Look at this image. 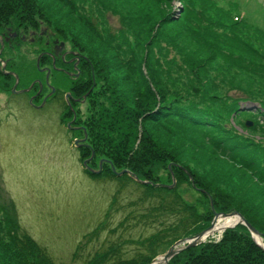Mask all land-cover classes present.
<instances>
[{
	"label": "rangeland",
	"instance_id": "1",
	"mask_svg": "<svg viewBox=\"0 0 264 264\" xmlns=\"http://www.w3.org/2000/svg\"><path fill=\"white\" fill-rule=\"evenodd\" d=\"M34 5L42 32L53 26L61 31L44 51L64 46L69 54L57 64L74 76L59 70L58 78H51L59 91L47 87L37 103L47 95L48 102L40 108L25 94L0 88L1 237L40 264H84L98 252L116 262L120 252L132 257L137 241H143L154 253L152 264L177 241L214 228L217 213L238 212L264 232V0H36ZM230 12L247 23L234 25ZM26 34L30 38L33 32ZM43 39L40 35L38 42ZM21 50L30 59L40 47L35 51L26 42ZM148 87L165 93L177 111L207 115L230 147L248 159L252 152L258 155L256 168L229 158L208 128L194 126L179 111L143 121L140 108L147 110L150 103L142 91ZM98 97L105 112L93 104ZM116 104L118 134L109 140L118 143V152L97 138L98 124L112 119ZM140 130L147 131L144 138ZM112 165L127 171L117 175ZM130 174L146 184L173 186L159 196L180 200L178 208L166 207L168 213H179L183 205L176 228L181 238L170 243L166 231H158L159 210L155 202H141ZM154 190L147 195H158ZM236 226L247 227L237 223L221 234L209 231L215 237H202L198 244L218 243L226 228ZM18 233L27 244L15 239ZM85 234L90 240L73 261Z\"/></svg>",
	"mask_w": 264,
	"mask_h": 264
},
{
	"label": "trees",
	"instance_id": "2",
	"mask_svg": "<svg viewBox=\"0 0 264 264\" xmlns=\"http://www.w3.org/2000/svg\"><path fill=\"white\" fill-rule=\"evenodd\" d=\"M35 3L36 0H0V37L7 34L9 35V33L16 32L18 35L20 36L23 35L26 38L25 40H23L20 36H18L15 39L13 38L11 39L12 40L10 42L11 45L10 43L4 44L5 48L1 53V55H3V57L1 58L7 62V70H11L13 72L12 74H7V73H3L0 70V84H1L0 86L4 90H8V88H12L17 77L20 78V86L22 87L31 86L33 80L37 77H42V79L44 80L45 72H42L40 69L43 67V64L49 66L53 65V63H51L52 61H50L49 58L48 59L51 64L47 63V61H44L43 57H41L40 68H38L37 61L41 54V51L45 48V47L43 48V46H47V45L52 46V42H54L55 39H59V37L61 36L60 35L61 31L56 30L58 28H55V26H53V28L51 29L52 32H49L47 30L48 34L47 33L46 35L42 34L41 24L36 22V20L34 19V15L36 14L35 13L36 9L34 5ZM222 11L225 13L224 10ZM229 15H231L228 17L233 19L231 21L234 25L247 23L246 21H243L244 18L241 15H236L234 17V14L231 12ZM252 27L256 28V31L261 32L260 29L257 28L255 25H252ZM54 29L56 30V33L53 32ZM28 31L34 32L35 35L32 34L30 37L35 39L34 42H30V38L26 34ZM40 35L45 39L46 42L44 41V39L41 42H38V38L40 37ZM26 42H29L31 45H33L35 51H38L40 47L38 54L35 55L33 58L30 57V59L29 58L26 59L25 54L21 50L22 43L24 44ZM0 48H1V44H0ZM31 48L32 47H29L27 49H31ZM6 59H8L9 61ZM56 66H58V64H56ZM81 69L85 70V63H83ZM57 72L58 71L55 70V73L52 74L51 77L52 80L58 78ZM91 77H93V75H91ZM83 78L85 79L84 76L82 78H79L82 80L80 82L81 84H83V82L85 83V80ZM9 91H11V89H9ZM142 95L145 97V99H148L149 97L148 103H150L147 110H145V108L141 110L142 107L140 108V111L145 113L143 121H146L147 119H154L157 121H161L166 119L167 117H170L171 114H173V112L176 114L179 111V115L182 116V118L187 119L194 126L208 128L207 130L211 132L214 143L217 144L219 149L224 151L229 158L231 157V159H233L234 161H239L240 163L245 164L247 167L256 168L255 167L256 161L257 159H259L258 155L255 152H252L253 153L252 158L248 159L241 152H238L236 146L230 147L231 140L225 139V137L222 134L220 135L221 131L215 129L219 124L213 122L212 119L209 118L207 115H203V114L192 115L189 114L188 112H184L186 110L180 111V109H178L177 111V109H175V106L170 105L169 102H167L165 93H163V95L162 94L160 95L159 93L153 91L152 88L151 89L149 88L147 92L142 91ZM117 101H119L120 103L118 105H122L121 100H117ZM93 104L104 111V109L102 108L103 104L99 101V97L97 100L93 101ZM118 105L116 104V112H113V115L111 114L112 119L109 121L107 120L101 121L98 124L99 131H97V133L99 134L97 138L104 139V141L107 140V143L110 145L109 148L114 149L117 152H118V143L113 144L112 142H110L109 139L113 138L112 137L113 134L115 133L118 134V124H117L118 122H116L113 119V117H116L118 119ZM136 114L140 118L139 110L138 111L136 110ZM105 116L106 115L103 113L102 117ZM139 118H136L135 116V119L137 120V122H134L137 123L136 127L139 126L138 125ZM224 131L226 132L227 130ZM143 135L145 136L147 135L146 130L143 131L140 130V136L142 138L145 137ZM249 144L252 143L249 142ZM246 151H249L251 153V148ZM246 153L247 152H245V154ZM259 154H261V152H259ZM260 160L264 162V157L263 158L261 157ZM110 162L114 165L112 160H110ZM133 172L139 176L140 171L134 170ZM260 173L264 175L263 172L260 171ZM129 182H132L134 185H136L138 192H140L138 193V198L142 200L141 202L146 201V199H147V204L153 205V202H155V207L159 210L158 212L159 217L156 218V220L159 222H157L158 224L155 225L157 229H159L158 231L164 229L166 231L165 238L170 243L181 238V236H178L176 234V228L182 219L181 208L183 205L179 207V213L177 212L168 213L166 212V207L169 206L172 208L174 207L178 208V204H180V200L177 199L176 196H171L166 198L164 196H159L160 192H163L165 190L169 191V189H171L169 187H166L167 183L161 182L162 184H165L162 187L155 186L152 184H143L137 182L132 177L129 180ZM150 188L155 189L154 191L158 192V195H154L153 197L147 195V192L149 191ZM121 189L122 188H119V192H118L120 194L122 192ZM116 199H117V195H116ZM118 200H119V196H118ZM135 203L137 205L136 199H135ZM138 205L140 204L138 203ZM215 212L217 211L215 210ZM130 214L131 213H129V215ZM129 215L127 217L128 220L131 219V216ZM129 223H131V220L130 222H127V224ZM251 224L260 232V234H262V236L264 235V232L261 229L256 227L253 223ZM199 232H196L193 235H196ZM88 234H85L82 240L78 243L73 261L77 260V258L80 257L81 253H83L84 251V250L82 251L83 244L86 245L90 240ZM250 234H251L250 230H248V228L245 226L243 228L237 226L234 228H229L226 230L224 234V238L220 242L218 243L202 242L198 245L186 248L180 251L179 253L175 254L170 259V264H264V249L255 242V240L250 236ZM27 236L30 235L27 234ZM24 238L25 235L22 233H18L17 236L15 237V239L19 240L20 242L24 240ZM30 238H32L33 241H35L33 237L30 236ZM7 239L8 240H5L3 237L0 236V264H32V263L40 264L30 259L31 258L30 254H24L19 249V247H14L11 244L12 243L11 238H7ZM27 241L28 239L24 240L22 244L24 245V243H26ZM141 242L143 241H137V243H140L137 246L138 251L137 253L132 255V257H124L120 252V254L118 253V260L116 262H110L111 258H113L114 256L109 257V259L100 258L98 257L99 256L98 254L101 253L98 252L93 257L89 258L84 264H91V262H93V264H149L150 262L148 261H150L151 259L153 260L152 257L154 253L150 250L148 251V242L147 244ZM123 246L125 247V245ZM53 264L56 263L53 262Z\"/></svg>",
	"mask_w": 264,
	"mask_h": 264
},
{
	"label": "flooded vegetation",
	"instance_id": "3",
	"mask_svg": "<svg viewBox=\"0 0 264 264\" xmlns=\"http://www.w3.org/2000/svg\"><path fill=\"white\" fill-rule=\"evenodd\" d=\"M46 33H47L46 30H44L42 32V34H44V35H46ZM33 34H34V32H33ZM17 37H18V34L16 32L9 33V35L7 34V35H4V36L0 37V44H1V48H0V63H1L0 70L3 73H7V74H12L13 73L11 70H7V62L4 61L1 58L2 57L1 53L3 52V50L5 48L4 44L5 43L9 44L12 41L11 40L12 38L15 39ZM20 37L23 40L26 39L25 36H23V35L20 36ZM34 40H35L34 38H30L31 42H34ZM10 45H11V43H10ZM46 48H47V46H45V48L41 51V54H40V56L38 58L39 59V65H40V59H41V57H43L44 61H49V59H50L52 61L53 65H54V67L52 68L49 65H45L44 67H42L40 69L41 71H42V69H44L42 72H45V79L43 80L42 77H37V78H35L33 80V83L31 84V86L22 87V86H20V78L17 77L13 87L11 88L12 89V93H14V94L15 93H23V94H25L27 96V98H28L29 104H31L35 108H37V107L40 108V107L45 106V104H47V102H48L47 96L48 95L46 96V98H43V99H45L44 105H42V104L40 105V104L37 103V100H39L40 97L44 94L45 89L47 87L49 89H51L50 86H54L55 87V93L57 91H59L58 88H56V86L54 84H52V81H51L52 74H51V69L50 68H52V69H54L56 71H59V70L60 71H65V72H63L64 74H67V75L72 76V77L74 76V72H71L69 70V68H67L65 66H60V65L56 66V64L58 63V57L64 58L65 56H67L69 54V51H63L65 49L64 46H56L55 50H53L52 52L51 51H47V50L44 51ZM44 57H46V58H44ZM6 60H8V59H6ZM72 60H73V57H70V58H68V60H65L64 62L66 64H69V63L72 62ZM37 66H38V61H37ZM76 67H77V69L80 68L79 66H76ZM47 69H50L49 79H48L49 84L47 83V74H48V70ZM78 71H79L78 74H76L77 78L80 77L81 74H82L81 70H78ZM35 85H37V90L33 92V90L35 88ZM0 88H2V87L0 86ZM55 93H53V94H55ZM58 95L59 94H56V97H58ZM64 96L66 98L68 95H64ZM58 98L61 100L60 97H58ZM43 102H44V100H43ZM68 128H70V127H68ZM86 144H87V146H89V143H86Z\"/></svg>",
	"mask_w": 264,
	"mask_h": 264
},
{
	"label": "water",
	"instance_id": "4",
	"mask_svg": "<svg viewBox=\"0 0 264 264\" xmlns=\"http://www.w3.org/2000/svg\"><path fill=\"white\" fill-rule=\"evenodd\" d=\"M39 59H38V67H39ZM40 68V67H39ZM49 72H50V69H48V74H47V83L49 84ZM52 88V92L55 91V88L54 87H51ZM45 103V100L43 102L42 105H44ZM101 165V164H100ZM112 169L116 172L117 175H122L124 174L127 170H123L121 172H118L116 171L115 167L112 165ZM94 171V170H92ZM94 172H97L99 173L100 172V169L99 170H96ZM132 175V177L140 182V183H143V184H146V183H149V182H146L144 180H140L137 176H134L133 174H130ZM157 185V184H156ZM174 185V184H173ZM167 187H173V186H167ZM217 216L219 215H228V214H220V213H217L216 214ZM229 215H238L240 216V221L238 223H244L249 229L250 231L252 232L253 234V237L255 238L254 235H258V236H261L260 232L250 223L248 222L244 216H242L241 214H239L238 212H233ZM213 229V226L209 227V228H206L204 230H202L201 232L197 233L196 235H194L193 237H190L189 239H181L179 241H177L165 254H163L162 256H160L159 258H156L152 264H159V259H162V263L161 264H170V259L177 253H179L180 251L184 250L185 248L187 247H191V246H195L197 245L200 240L202 239V237L205 235L206 232L208 231H211ZM256 240V238H255ZM203 241V240H202ZM257 241V240H256ZM259 243V242H258ZM260 244V243H259Z\"/></svg>",
	"mask_w": 264,
	"mask_h": 264
},
{
	"label": "bare ground",
	"instance_id": "5",
	"mask_svg": "<svg viewBox=\"0 0 264 264\" xmlns=\"http://www.w3.org/2000/svg\"><path fill=\"white\" fill-rule=\"evenodd\" d=\"M223 214V213H220ZM240 221V216L238 215H219L216 222H215V226L214 228L210 231V232H214V234H221L222 233V229H224L225 227L228 226H234L235 224H237ZM228 229V228H226ZM209 231L205 233V235L203 236V238L205 236H209L211 233ZM214 234H211V236H213ZM215 237V236H213ZM256 240L260 243L263 244L264 241L262 240V238L258 235H256ZM159 264L162 263V259H159Z\"/></svg>",
	"mask_w": 264,
	"mask_h": 264
}]
</instances>
